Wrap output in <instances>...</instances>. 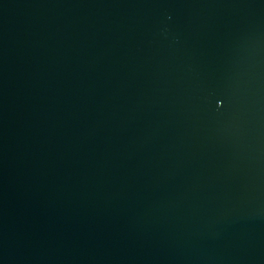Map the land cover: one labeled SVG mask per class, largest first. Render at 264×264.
<instances>
[{"label": "water", "instance_id": "water-1", "mask_svg": "<svg viewBox=\"0 0 264 264\" xmlns=\"http://www.w3.org/2000/svg\"><path fill=\"white\" fill-rule=\"evenodd\" d=\"M0 264H264V0H0Z\"/></svg>", "mask_w": 264, "mask_h": 264}]
</instances>
